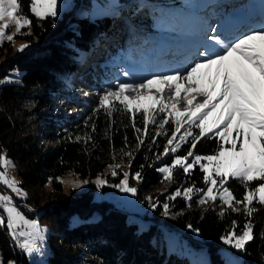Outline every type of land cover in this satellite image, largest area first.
I'll use <instances>...</instances> for the list:
<instances>
[{
    "label": "trees",
    "instance_id": "trees-1",
    "mask_svg": "<svg viewBox=\"0 0 264 264\" xmlns=\"http://www.w3.org/2000/svg\"><path fill=\"white\" fill-rule=\"evenodd\" d=\"M170 2L125 0V4L114 6L110 12L95 18H89L87 13L76 15L70 10L64 11L60 17L38 20L29 11L30 0H20V11L31 19L32 24L17 34L28 47L23 51H12L8 44L6 55L0 62V78L9 68L20 71L18 81L0 84V150L14 162L19 184L27 193L26 203L33 211L28 212L23 204H19L20 207L49 225L46 236L48 253L46 263L29 262L4 227L0 230L3 261L13 258L15 264H190L185 255L165 251L161 229H170L185 237L191 245L204 246L210 264H223L225 258L219 251L222 245L239 253L242 264H264V207L254 203L257 211L251 219L255 239L241 251L224 244L221 239L231 230L233 220L237 222L238 233L247 222L241 206H237L239 213L228 210L221 217L218 213L224 207L196 204L199 194H194L189 206L183 196L168 199L174 187L156 189L162 179L156 168L169 164L173 158L156 159L174 128L169 123L165 125L163 135H156L160 131L158 122L164 114L155 113L157 123L149 124L146 135L142 112L133 115L123 111L118 104V110H114L111 116L103 109L97 110L98 103L86 104L83 112L77 114L53 116L54 110L58 109L56 99L64 87V77L71 75L84 59L95 64L86 68L84 79L89 84L106 85L116 70L126 71L128 68L133 71L141 67L136 56L148 54L153 49V44L143 46L138 41L128 43L123 40L124 31L117 27L120 21H116L119 11L133 17L146 4L144 10L149 15L147 31L153 33L164 29L161 32L167 33L170 32L167 31L168 16L160 6ZM100 37L105 38V47L95 44ZM133 122L141 129L139 135L144 140L139 149ZM194 131L198 133L199 130ZM209 136L211 138H201L198 142L194 149L197 155L212 154L217 149L218 138L211 133ZM77 137L81 139L77 140ZM190 146V142L182 144L176 154L186 155ZM124 152H131L132 156H126ZM118 163L127 165L130 178L138 171L142 173L140 183H131L138 190L134 195L138 202L148 207L150 203L146 197H151L156 205L151 207L150 214H143V219L147 220L145 227L131 220L127 210L106 200L94 201L92 186L67 199L61 190V182L56 180L69 171L81 177H93L101 174L107 165ZM150 164L153 166L148 167ZM115 170L117 175L108 178L114 183L124 173L120 166ZM50 177L58 205L39 203L41 187ZM174 181L182 188L205 189L199 165H195L187 176L178 169ZM255 185L253 182L251 187ZM227 186L238 199H242L245 188L239 180L230 179ZM103 188L109 187L105 185ZM13 200L18 202L14 197ZM164 203L169 204L168 215L162 214Z\"/></svg>",
    "mask_w": 264,
    "mask_h": 264
},
{
    "label": "snow or ice",
    "instance_id": "snow-or-ice-1",
    "mask_svg": "<svg viewBox=\"0 0 264 264\" xmlns=\"http://www.w3.org/2000/svg\"><path fill=\"white\" fill-rule=\"evenodd\" d=\"M58 8V0H30L29 4V11L38 20L55 18ZM20 10V0H0V43L5 39L12 42L16 34L31 26V19L20 14ZM13 25L15 32L8 34L7 30ZM207 39L214 41L219 51L200 53L202 58L187 66L183 72L175 70L171 74L154 75L141 83L118 82L114 90L106 89L99 96L97 110L103 109L111 116L114 110H118V104L123 111L133 115L142 112L144 135L147 134L150 123H157L155 113L164 114L158 122L160 131L156 135H163L165 125L169 123L174 128L167 136L163 152L156 159L168 156L173 158L170 164L164 163L156 168L162 175L161 183L174 182L178 169H182L187 176L195 165H199L206 188H177L168 199L183 196L191 206L194 194H199L195 201L198 205L220 203L224 206L218 213L221 217L228 210L239 213L240 208L237 206H241L243 214L248 218L247 222L238 233L237 222L233 220L231 230L221 239L225 244L242 251L255 239L251 219L257 211L254 203L264 207V28L249 31L228 43L214 36H208ZM26 47L27 44H22L17 51H23ZM5 79L9 80L7 77ZM153 89L156 94H151ZM165 98L172 102L167 103ZM133 128L138 134L139 149L144 144L139 135L141 129L136 128L134 122ZM195 129L199 130L198 133ZM210 133L218 138L217 149L211 155H197L194 149L198 142L201 138H211ZM80 139L77 137V140ZM189 142L191 146L186 155L176 154L182 144ZM124 155L131 157L132 153L124 152ZM190 157L193 159L188 162ZM10 163L5 156L0 155V166L7 168ZM109 167L113 168L111 175L116 176L115 168L119 165ZM131 179L140 183L142 173L136 172ZM230 179L239 180L243 184L245 191L242 199H238L227 186ZM56 180L63 183L59 177ZM129 180V173L125 171L119 184L111 186L121 192L136 195L138 190L130 186ZM51 181L50 177L49 182ZM253 182L259 183L251 187ZM81 183L88 181H72V186L80 187ZM105 183L102 178L98 177L96 180L98 188ZM0 184L11 189L17 196H27L17 181L8 177L6 171H0ZM146 199L151 207H156L151 197ZM0 209L6 215V221L0 216V226L6 227L11 238L16 241L15 246L29 256L34 253L44 255L42 245L36 243L38 236L43 240L40 235L42 230L37 222L26 219L14 205L10 195H0ZM163 209L162 214L168 215L169 204L164 203ZM9 264H14V261H9Z\"/></svg>",
    "mask_w": 264,
    "mask_h": 264
},
{
    "label": "rangeland",
    "instance_id": "rangeland-1",
    "mask_svg": "<svg viewBox=\"0 0 264 264\" xmlns=\"http://www.w3.org/2000/svg\"><path fill=\"white\" fill-rule=\"evenodd\" d=\"M169 1L171 2L160 6V8L166 12L168 16L169 26H167V31L170 32L167 33L161 32L164 29H161L160 32L153 33L147 31L146 25L149 22V15L146 10H144L147 8L146 4L144 5V9L136 12V15L133 17L123 15L119 11L117 13L118 17L116 18V21H120L117 27L123 29L124 31L123 40L128 43H134L138 41L143 46L153 44V49L148 54L136 56V59L138 63H140L141 67L135 68L133 71L129 70L128 68L126 71L116 70L112 77L108 79L109 82L106 85L99 83L89 84L90 82H87V80L84 79L87 73L86 68L95 66V64H91L90 60L84 59L82 65L76 68L75 71L71 73V75L64 77V87L56 99V107L58 109L54 110L53 116L73 115L83 112L86 104L98 103L99 96L103 94L106 89L112 88L114 90L118 82L141 83L146 79H150L154 75L171 74L175 70H180L183 72L187 66L202 58L199 55L200 53H205L206 51L209 53L219 51V47L215 45V42L209 41L207 39L208 36H213L212 27L210 28V21H212L213 18L210 17V13H219V18H221L222 21H227L231 18H236L235 16H239L241 14L247 15L249 13V9L251 8L258 10L259 14L264 12V9H261L264 7V0H230L228 5L229 8L226 14H220L218 10L220 8L217 9L218 4H221L220 7L222 9V6L224 3H226V0ZM176 2L177 4H174ZM217 2L218 4H215ZM251 2L256 3L250 5ZM83 3L84 5H82ZM58 4L59 8L57 17H60L64 11L72 10V12H74L76 15L87 13L89 18H95L110 12L114 6L125 4V0H58ZM20 14L24 15L21 11ZM122 19H124V22H122ZM255 22V25L252 27L249 26V28L243 30L232 31L226 37L222 39L220 38V40L228 43L233 41L235 38L248 33L249 31L264 28V17L257 18ZM214 23L217 22L215 21ZM28 28L29 27H26L22 29V31ZM215 29H217V27ZM14 32V25L7 30L8 34H12ZM103 38L104 37H100L99 39L95 40V44H99L100 47H105V38ZM4 41L5 44L2 45ZM4 41L0 43V49H2L0 53V62L6 55L8 44L11 46L12 51L18 49L22 44H26L25 40L18 37L17 34L15 35V38L12 42H8L6 39ZM116 67L124 68L119 66ZM19 72L20 71L18 68H9L7 73L0 78V84L8 81H18ZM6 77L9 78L8 81H6ZM80 82L84 83V85H81ZM151 94H156L155 89L152 90ZM165 99L169 104L172 102L167 98ZM181 103H183V101H181ZM44 143L47 144V141H44ZM0 155L5 156L4 152L1 150ZM6 158L11 163L7 168L0 166V171H6L8 177L15 179V181L18 183V186L21 188L16 166L10 158ZM115 165H119L120 169L124 172L127 170L126 164L121 165L118 163ZM115 165L113 166L115 167ZM160 166H163V164ZM112 170L113 168H110L109 165H107L101 174H97L93 177H81L71 171L66 172L65 174L59 176V178H61L63 181V183H61V190L65 194L66 198L69 199L79 195L80 192L92 186V198L94 201L106 200L114 204L115 207H121L127 210L131 220L136 221L140 227H145L147 225V220L143 219V214L145 212L150 214L152 210L151 206L145 207L138 202L134 195L121 192L118 188L112 187L111 185L119 184L120 180L123 179L122 177L115 183L108 180V178L112 176ZM98 177L106 181L103 186L108 185V189L103 188V186L99 188L97 187L96 180ZM72 181H88V183H81L80 187H73ZM129 183L130 186L134 187L131 183H136V180L130 178ZM175 183V181L172 183L165 181L164 183L159 184L156 189L163 190L165 187L172 186L174 187L172 193H174L177 188L183 189L181 185H177ZM0 195H10L16 198L18 202H14L13 200V203L21 212V214H23L26 219L37 222L39 229L42 230L40 235H42L43 240L41 241L38 236L36 243L38 245H42L44 255L41 256L40 254L34 253L33 255L29 256L24 252L23 253L29 262L35 261L38 263H46V256L48 253L46 236L49 232V225L45 221H39L36 216L27 214L20 207L19 204H23L24 209L27 211H33V208H31L26 203V197L17 196L11 191V189L7 188L3 184H0ZM55 195L56 193L52 191L50 182L46 181L41 187V200L39 203L44 204L48 202L52 205H58V199L55 197ZM217 205L220 207V209L224 207L220 203H217ZM0 211V216H3L6 221V215L3 214L2 209H0ZM4 227L5 226H0V230H2ZM6 233L8 237H10L11 241L16 244V241L11 238L7 229ZM161 235L164 241L166 252L175 251L177 253L183 254L187 257L190 264H210L204 246L191 245L186 241L185 237L179 235V233L175 230L161 229ZM22 239L23 238H21V240ZM219 251L225 258L223 264H242L241 255L239 253H234L228 246H220ZM9 261H14V259L9 258L3 261L0 252V264H9Z\"/></svg>",
    "mask_w": 264,
    "mask_h": 264
},
{
    "label": "bare ground",
    "instance_id": "bare-ground-1",
    "mask_svg": "<svg viewBox=\"0 0 264 264\" xmlns=\"http://www.w3.org/2000/svg\"><path fill=\"white\" fill-rule=\"evenodd\" d=\"M231 1H233V0H231ZM225 2L226 3H224V5L222 6V9L220 7L221 4H218V2L215 3V4H218L217 9L220 8V9H218L219 12H220V14H226L227 13V9L229 8L228 5L230 3V0H226ZM255 3L254 2H251L250 5L255 4ZM261 9H264V7L261 8ZM261 9H259V10H261ZM212 14H214V15H212ZM218 14H216V13H210V17L213 18V19L211 18L212 21H210V24L212 25V24H214L215 21H218V24L215 25L214 28H213V29H215L217 27V29H215L214 32L212 31L213 32L212 35L215 36L218 39H220V38L222 39V38L226 37L227 34L230 31H232V30H238L240 28H244L245 29L249 25H255V23H256L255 21H256L257 18L264 17V12H262L261 14H259V11L258 10L251 8V9H249V13L247 15H244L243 14L242 17H241V20L237 24H235V22L238 19H240V17L239 18H231V19H229L227 21L226 20L222 21V19L219 18ZM232 17H234V16H232ZM235 17H238V16H235ZM234 25H236L235 26L236 28L234 27Z\"/></svg>",
    "mask_w": 264,
    "mask_h": 264
}]
</instances>
